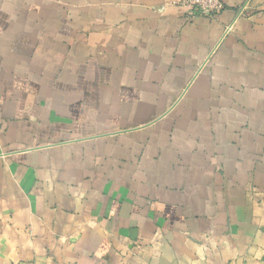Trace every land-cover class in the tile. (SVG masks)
I'll use <instances>...</instances> for the list:
<instances>
[{"label":"crops","instance_id":"crops-1","mask_svg":"<svg viewBox=\"0 0 264 264\" xmlns=\"http://www.w3.org/2000/svg\"><path fill=\"white\" fill-rule=\"evenodd\" d=\"M0 0V264H264V0Z\"/></svg>","mask_w":264,"mask_h":264},{"label":"built area","instance_id":"built-area-1","mask_svg":"<svg viewBox=\"0 0 264 264\" xmlns=\"http://www.w3.org/2000/svg\"><path fill=\"white\" fill-rule=\"evenodd\" d=\"M174 6L182 9L191 18L203 16L213 19L223 10L222 0H179Z\"/></svg>","mask_w":264,"mask_h":264}]
</instances>
